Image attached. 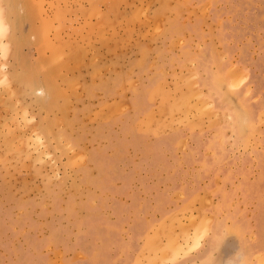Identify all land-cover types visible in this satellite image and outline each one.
<instances>
[{"label":"rangeland","instance_id":"rangeland-1","mask_svg":"<svg viewBox=\"0 0 264 264\" xmlns=\"http://www.w3.org/2000/svg\"><path fill=\"white\" fill-rule=\"evenodd\" d=\"M0 16V264H264V0Z\"/></svg>","mask_w":264,"mask_h":264},{"label":"bare ground","instance_id":"bare-ground-1","mask_svg":"<svg viewBox=\"0 0 264 264\" xmlns=\"http://www.w3.org/2000/svg\"><path fill=\"white\" fill-rule=\"evenodd\" d=\"M0 17H1V16H0ZM196 240H197V242H198L199 237H197ZM195 242H196V241H195ZM197 242H196V243H197ZM180 246H181V245H180ZM180 246H176V245H174V247H173L172 249H174V248L176 247L175 249H178V250L180 249V250H182V247H180ZM178 247H179V248H178ZM176 252H177V251H176Z\"/></svg>","mask_w":264,"mask_h":264}]
</instances>
